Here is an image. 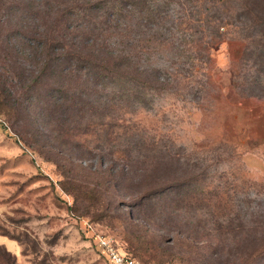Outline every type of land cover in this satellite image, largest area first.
Returning a JSON list of instances; mask_svg holds the SVG:
<instances>
[{
  "label": "rangeland",
  "instance_id": "374dc122",
  "mask_svg": "<svg viewBox=\"0 0 264 264\" xmlns=\"http://www.w3.org/2000/svg\"><path fill=\"white\" fill-rule=\"evenodd\" d=\"M231 41L214 51L208 83L109 85L80 102L64 154L41 140L35 112L0 107V264H108L95 231L131 253L125 241L139 242L141 264H264L250 257L264 248V96L245 97L261 74ZM183 52H157L152 65L187 75Z\"/></svg>",
  "mask_w": 264,
  "mask_h": 264
},
{
  "label": "trees",
  "instance_id": "16d2710c",
  "mask_svg": "<svg viewBox=\"0 0 264 264\" xmlns=\"http://www.w3.org/2000/svg\"><path fill=\"white\" fill-rule=\"evenodd\" d=\"M239 1L0 0V40L6 38L0 46L5 79L1 88L8 83L12 91L8 95L1 92L6 101L0 95V107L17 117L21 110L30 118L35 112L45 126L41 140L46 139L48 145L55 141L64 154L69 143L64 141L65 134L71 131L69 121L80 102L109 85L163 91L181 79L202 77L208 83L213 79L214 51L233 39L245 45L239 62L252 61L261 74L245 97H262L264 4L261 0ZM17 38L20 49L12 41ZM178 48L187 56V75L180 68L152 65L157 52ZM234 76L238 83L239 75ZM15 79L20 82L18 88L11 85ZM18 92L26 95L24 103L13 96ZM69 158L74 163L72 159L79 157ZM148 196L142 193L138 199L144 201ZM125 243L133 248L131 253L124 246L135 258L146 253L139 242L137 246L132 241ZM255 255H264V248L250 257ZM157 260L165 262L161 257ZM14 262L18 264L15 256Z\"/></svg>",
  "mask_w": 264,
  "mask_h": 264
},
{
  "label": "built area",
  "instance_id": "2783aa9c",
  "mask_svg": "<svg viewBox=\"0 0 264 264\" xmlns=\"http://www.w3.org/2000/svg\"><path fill=\"white\" fill-rule=\"evenodd\" d=\"M94 238L108 264H141L115 237L95 231Z\"/></svg>",
  "mask_w": 264,
  "mask_h": 264
}]
</instances>
